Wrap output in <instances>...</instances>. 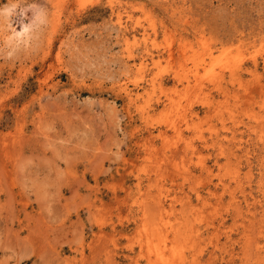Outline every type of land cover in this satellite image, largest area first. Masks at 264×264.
Instances as JSON below:
<instances>
[{"label":"rangeland","instance_id":"rangeland-1","mask_svg":"<svg viewBox=\"0 0 264 264\" xmlns=\"http://www.w3.org/2000/svg\"><path fill=\"white\" fill-rule=\"evenodd\" d=\"M0 264H264V0H0Z\"/></svg>","mask_w":264,"mask_h":264},{"label":"bare ground","instance_id":"bare-ground-1","mask_svg":"<svg viewBox=\"0 0 264 264\" xmlns=\"http://www.w3.org/2000/svg\"><path fill=\"white\" fill-rule=\"evenodd\" d=\"M23 29V28H22ZM20 32V31H19ZM19 35V34H18ZM23 36V35H22Z\"/></svg>","mask_w":264,"mask_h":264}]
</instances>
